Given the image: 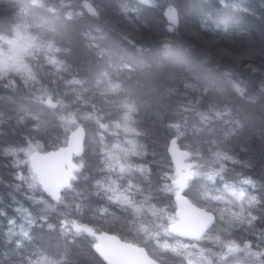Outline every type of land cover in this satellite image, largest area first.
<instances>
[{
  "label": "trees",
  "instance_id": "1",
  "mask_svg": "<svg viewBox=\"0 0 264 264\" xmlns=\"http://www.w3.org/2000/svg\"><path fill=\"white\" fill-rule=\"evenodd\" d=\"M17 28L49 49L29 59L34 80L0 77V264H106L86 229L143 245L161 264H192L167 245L179 238L166 223L146 226L147 206L120 203L107 186L116 176L157 211L175 213L173 138L190 159L225 156L218 175H195L180 192L217 216L199 241L208 250L201 264L243 259L228 242L249 244L264 262V0H0V45ZM126 116L138 127L132 158L142 166L119 172L104 149ZM76 126L86 132L76 177L53 201L29 185L27 155L14 151L60 148ZM246 179L253 199L232 205L242 215H219L225 204L211 193ZM12 219L24 229L9 230Z\"/></svg>",
  "mask_w": 264,
  "mask_h": 264
},
{
  "label": "rangeland",
  "instance_id": "2",
  "mask_svg": "<svg viewBox=\"0 0 264 264\" xmlns=\"http://www.w3.org/2000/svg\"><path fill=\"white\" fill-rule=\"evenodd\" d=\"M4 41L5 45H0V77H4L8 73H19L27 80H34L35 75L29 59L36 57V55L43 50L47 51L49 49L48 44L39 41L24 28H17L15 33L10 37H6ZM52 61L55 62L53 58ZM66 121L69 125H72L75 123L76 119L73 116H69ZM137 130L138 127L135 123L130 122V116L124 117L122 121L115 122V131L113 130L115 134L114 139L105 144L104 149V157L108 167L118 170L119 172H124L140 165L132 158V155L137 153L140 145V139L137 137ZM34 150H37V145L31 144L25 148L16 149L14 154L17 156V153H22L28 157ZM222 157L225 156H217L213 162L211 160L209 163L190 158L184 161L182 169L176 168L175 171L168 175L170 189H172L175 194L180 193L188 180L195 175H202L211 180L218 175L220 170H222ZM16 160L19 162L21 158L17 157ZM24 178L32 187H35L36 184L39 183L31 167H29V172ZM248 183L249 179L244 180V185H235L232 183L224 184L222 191L211 193L214 198L225 204V206H222L223 210L218 212L219 215L227 216L232 219L238 218L242 215L241 211L233 208L232 205L235 201L249 203L250 200L253 199V195H251L249 190V186L251 185L248 186ZM107 186L111 196L118 202L129 204L140 209H142L143 206H147V212L150 213L152 218L148 224H145L146 226L149 225L150 227L152 225L151 227H155L156 225V227L160 229L164 228V224L166 223L169 229L167 230V233L169 234V231L172 230L173 226L179 221L177 211L171 214L165 213L164 211H157V208L154 205L137 198L135 189H133L127 182H122L117 179L116 176L109 179ZM36 203L39 204L40 208L50 206L49 203L39 199L36 200ZM224 208L228 210L225 211ZM21 217L23 220L33 219L28 210H22ZM159 218L165 220V222L159 220ZM22 229H24L23 222L15 219L10 221L9 230L20 231ZM174 235L176 236L175 233ZM171 239H174V237ZM169 241L170 242H168L167 245L172 249H175L177 252L181 251V253L187 258L188 262L192 264H201L207 260L208 250L199 242H185L180 239ZM227 245L228 248L234 252L242 251L240 256L244 257L240 261L232 262L233 264H264L261 255L249 244L238 246L234 243L228 242ZM225 264L228 263L226 262Z\"/></svg>",
  "mask_w": 264,
  "mask_h": 264
},
{
  "label": "water",
  "instance_id": "3",
  "mask_svg": "<svg viewBox=\"0 0 264 264\" xmlns=\"http://www.w3.org/2000/svg\"><path fill=\"white\" fill-rule=\"evenodd\" d=\"M165 14L173 30L179 23L177 10L171 7ZM85 139L84 127L77 126L70 132L66 145L49 151L34 150L28 156L29 165L42 190L53 201H58L63 191L69 188L75 179L77 163L74 156L83 151ZM168 153L178 169H182L184 161L191 155L189 150L178 145L175 138L169 142ZM176 204L179 218L173 226L176 236L199 242L215 223L216 214L195 204L184 193L176 196ZM86 230L97 240L95 251L106 264H161L143 245L125 241L109 231Z\"/></svg>",
  "mask_w": 264,
  "mask_h": 264
}]
</instances>
